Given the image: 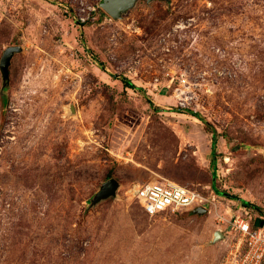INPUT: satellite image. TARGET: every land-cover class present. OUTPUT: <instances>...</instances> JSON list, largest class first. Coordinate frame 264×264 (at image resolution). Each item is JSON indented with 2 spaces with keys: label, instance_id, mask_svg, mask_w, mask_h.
Returning <instances> with one entry per match:
<instances>
[{
  "label": "rangeland",
  "instance_id": "1",
  "mask_svg": "<svg viewBox=\"0 0 264 264\" xmlns=\"http://www.w3.org/2000/svg\"><path fill=\"white\" fill-rule=\"evenodd\" d=\"M102 1L0 0V63L21 47L0 67V264H222L237 215L264 224V0H137L116 19ZM150 182L206 212L148 215Z\"/></svg>",
  "mask_w": 264,
  "mask_h": 264
},
{
  "label": "built area",
  "instance_id": "2",
  "mask_svg": "<svg viewBox=\"0 0 264 264\" xmlns=\"http://www.w3.org/2000/svg\"><path fill=\"white\" fill-rule=\"evenodd\" d=\"M98 5H89L76 14L79 24L94 21ZM134 196L148 215L165 211H188L208 202L196 190L173 182H150L134 189ZM251 223L246 217L237 215L230 226L239 237L222 264H264V224Z\"/></svg>",
  "mask_w": 264,
  "mask_h": 264
},
{
  "label": "water",
  "instance_id": "3",
  "mask_svg": "<svg viewBox=\"0 0 264 264\" xmlns=\"http://www.w3.org/2000/svg\"><path fill=\"white\" fill-rule=\"evenodd\" d=\"M136 1L137 0H103L101 5H102V8L112 18L116 19V18L121 17L124 12L128 11V9L134 6ZM20 50H21L20 46H10L5 50L4 55L1 59V63H0L1 71L4 77L7 78L9 75V65L11 62V58L16 52ZM117 186H118L117 181L109 180L99 192L98 199L104 196H108L112 194L113 192H115V190L117 189ZM194 210L204 213L206 212L207 209L204 206H199ZM215 236L216 238H219L222 236V234L220 231H217Z\"/></svg>",
  "mask_w": 264,
  "mask_h": 264
},
{
  "label": "trees",
  "instance_id": "4",
  "mask_svg": "<svg viewBox=\"0 0 264 264\" xmlns=\"http://www.w3.org/2000/svg\"><path fill=\"white\" fill-rule=\"evenodd\" d=\"M121 81L123 82V84L127 88L138 89V87L130 79H128L126 77H122ZM191 113H192V111H191ZM193 114L195 116H197L195 113H193ZM216 143H217V133H216V131H213V143H212L213 152H215V150H216V147H215ZM245 204L250 205L251 203L245 201ZM254 227H257V225L255 224Z\"/></svg>",
  "mask_w": 264,
  "mask_h": 264
}]
</instances>
